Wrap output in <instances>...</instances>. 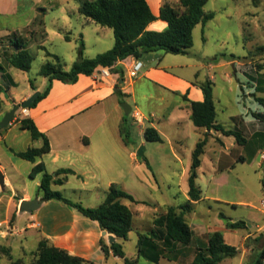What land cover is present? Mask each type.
Instances as JSON below:
<instances>
[{
	"label": "crops",
	"instance_id": "0c3cea01",
	"mask_svg": "<svg viewBox=\"0 0 264 264\" xmlns=\"http://www.w3.org/2000/svg\"><path fill=\"white\" fill-rule=\"evenodd\" d=\"M73 1L78 3V6H72L71 3ZM81 1L82 0H0V18L23 20V26H18L14 31L20 32V29H28L29 34L35 35L40 33L45 36L44 40L36 44L32 43L33 38L30 39L28 44H30L31 47L33 45L35 48H44L45 40L49 39V33H52L53 36L59 39L71 41V29H75L76 33L84 40L83 28L88 24L96 23L80 13ZM165 2L166 0H148L152 12L158 18L148 26L149 31L163 32L168 29V24L159 19L160 10ZM55 10H58L59 15L53 16L51 25L55 29L49 32V26L46 21L51 12H55ZM75 19L78 25L74 23ZM96 25L100 26L98 24ZM67 37L69 40H67ZM114 45L115 38L112 48ZM166 55L167 53L161 50L145 54L141 59L129 57L123 61H119L112 68H109V76L102 75L101 71L103 68H99L92 76L81 75L78 82L72 85L63 84L58 80L53 81L48 97L35 108H30L26 114L22 113L21 116V119L30 118L34 120L40 132L48 137L51 151L48 154L37 157L36 162L27 161L18 157V153L25 152L28 149L41 148L43 146V140H33L28 130L21 129L20 120L15 119L6 129L0 127V148H5L13 155V157L9 158L10 164L8 162L7 164L14 168L24 166V170L27 171L29 178H31L30 173L32 169L40 163H44L46 172L53 176L62 169L72 170L74 174L68 176V180L64 185L53 184L52 189L62 192L67 199L78 203L71 199V194H64L67 185H76V188L72 189L73 194L76 192L90 194L89 196L94 198L95 203H98L94 205L90 204L87 208L99 207L105 201L107 192L114 183L118 184L124 191L129 193L130 190H128V187L137 184V180L140 182L142 181L136 171L138 169L145 170V168L151 169L150 166L152 162V159L146 158V155H144L145 159L139 157L137 154L139 146L133 149L130 143L127 144L124 141V137L121 134V127L125 119L124 110L121 105L126 102H122L120 96L130 97L129 101H132L133 104L138 106L135 85L131 82L128 83L127 77L129 76L132 66L137 60H140L143 63V72L141 71V75L139 74L140 77L136 79L137 82L138 80L146 79L157 87L183 96L182 103H179L171 110H163L159 114V118H157L155 112H148L149 118L145 117V123L147 121L149 126L156 128L160 132L163 142L159 144L168 142L171 145L169 154L173 160L180 163L182 167L181 177H183V180L187 179L189 185L192 154L195 148L192 150L191 157L185 154L186 139L183 135V131L186 127H189V129H191L192 126L195 127L191 120L192 111L190 105L191 102H202L204 100V94L200 88L202 83L194 79L184 78L181 74L171 71V69L177 68L178 66L167 68L161 66ZM49 60L50 58H47L46 62ZM190 65L191 64H188L187 67H190ZM68 68L69 66L66 67V69ZM116 71L124 72L123 80ZM223 74L229 81H233L232 74L227 71H223ZM1 76L3 77V73H1ZM248 76L253 83L256 82L254 83L255 89L257 91L261 90L264 93V87L260 85L258 81L259 73L255 72L253 75L252 71V74ZM209 80L213 83L216 82L213 76H211ZM31 95L32 93L26 94L21 98L20 103L30 98ZM185 97H187L188 100ZM257 102H259L258 99ZM238 105L241 104L238 102ZM261 105L264 107V104ZM243 108L246 109L245 106ZM11 109V104L10 107H7L3 102L0 112V122L5 113ZM257 109L259 110L258 113L254 115V123H259V127L251 132L250 135L246 131V126L249 122L250 124L253 122L252 119H248L250 114L248 109L246 112L241 111L238 114H229V124L228 122L219 123L217 121L228 129H238L242 131L247 142L245 145H239L234 136H225L217 133L216 137L219 139L218 143L215 144L213 148H208L204 154L205 156L212 152V154H210L212 156V165L207 174L210 184H217L215 186L218 187V181L223 175L236 169L238 163H246L248 160H255L259 153L261 155L260 165H264V110L260 111V107ZM112 117L115 122V128L109 129L106 123ZM162 124L171 126L175 131L173 132L174 136L165 134L163 132L164 130L160 128ZM195 128L196 129L193 130L199 133V140L203 137V134L208 133L210 135V132L198 129L197 127ZM14 129H19L22 132L19 134L13 133ZM144 130L140 132L141 135H144ZM27 134H29V138H31L33 143L29 144L28 142L24 148L22 145L25 141H22V136ZM144 143V141L141 142V144ZM147 151L146 149L145 153H147ZM164 155L166 156L167 154ZM171 162L172 161H170V164ZM203 164L204 161L202 159V164L197 170L198 177ZM7 167L8 166L0 158V171L4 176L6 185L5 192L8 191L9 195L6 201V216L8 218H13L15 215L14 223L10 230H1L4 226L10 227L9 221L0 222V239L6 242L5 245H8L14 250L13 243L16 242L15 239L18 238L21 250L26 249L24 246L25 242H28V239L34 235L37 245L40 240L47 239L55 247L64 249L71 255L80 257L94 264H125L124 259L115 256L112 250H110L108 255L104 252L102 243L110 248V234L101 230L98 222L85 217L75 207L65 205L59 201H47L42 204L39 210L33 213L16 212V208L13 209V206H16L18 202L20 204L23 200L42 199L43 194L40 191V185L43 174H39L34 178L35 184L39 186V194L36 197L33 198L26 191H23L22 196H20L21 194L16 192L14 180L10 176ZM152 179L158 184L155 174H153ZM189 189L187 191V200L189 199ZM1 194L2 189L0 186V207L4 200ZM134 198L138 203H130L125 200L123 203L127 204L134 213V230L137 231L138 239L139 234L144 233L140 228H145L144 219L146 214L150 216L149 223H151V226L146 228L148 231L145 233H148L153 229L154 218L161 212L162 208L172 205L178 206L176 204H161L156 200H142L135 196ZM219 199L220 198L216 195L208 199L209 202L207 204L210 205L208 206L209 213L207 216L211 217L212 214H214L216 218L224 221L221 228L217 229L213 227L211 231L222 232L226 243L236 247V244H232L228 241L227 234L233 231L237 232V230L228 228V221L221 217V213L229 218L231 222L244 220H237L226 213V206L234 207L236 206L235 203H227ZM201 201L206 200L202 198V200L198 202H193L195 210ZM212 202L215 204L212 205ZM253 207H256V205L250 208ZM253 214L255 217L257 215L260 217L256 219L258 222H264V214L257 211H254ZM1 217L2 216H0V218ZM137 219H139L141 223L140 228L136 223ZM244 222L247 228L242 230H245L248 236H250V231L252 230L249 228L248 223L246 221ZM206 223L196 224L198 227L196 229L197 231L192 229V232L195 231L197 234L201 235L205 233V230H210L212 223ZM7 234L10 235V237H7ZM201 238L202 237H197L196 239L194 244L196 249L199 242H207ZM246 238L247 237L243 235L242 239L246 240ZM22 239H24V241ZM128 240L124 241L116 237V242L123 245L124 251L125 242ZM190 248H192V244L188 247L178 246V251H176L177 254L171 256V261L162 259L158 264H183V259L186 260V258H188L186 252L190 250ZM252 252V249L249 248L248 251L242 254L244 260L248 258L247 256H251L253 254ZM138 253L137 240V253L134 258L129 259L136 261L137 264H141L144 258H139ZM192 262L190 264H192ZM150 264L154 263L150 262Z\"/></svg>",
	"mask_w": 264,
	"mask_h": 264
},
{
	"label": "rangeland",
	"instance_id": "374dc122",
	"mask_svg": "<svg viewBox=\"0 0 264 264\" xmlns=\"http://www.w3.org/2000/svg\"><path fill=\"white\" fill-rule=\"evenodd\" d=\"M179 2L180 0H166L165 3L178 5ZM71 5L78 6V3L73 1ZM204 9L207 13L214 12L216 16L206 25L200 24L194 29V46L189 50V54H167L161 66L164 68L178 66L177 68L171 69V71L181 74L184 78L197 80L200 83L207 82L209 78L213 76L216 79L214 83V102L217 110V121L219 123L228 122L229 124V114H238L241 111L246 112L248 109V112H250L248 119H252L253 122L252 124L249 122L246 126V131L250 135L251 132L259 127V123H254V115L258 113L259 110L257 108L260 107V111L264 110V107L257 102V99L264 98V93L261 90L257 91L255 89L254 83L256 82L253 83L248 76L252 74V71L253 75L255 72L259 73V84L264 87V0H261L260 4L257 6L253 4L252 0H210ZM55 15H59L58 10L51 12L47 18L46 23L49 26V32L55 29L51 25L53 16ZM74 23L78 25L76 19ZM23 24V20L0 18V63L5 67V72L8 74V76L2 77L0 72V88L2 89L1 98L7 107H10V101L20 103L21 98L28 93H32L31 96L36 92L42 94L49 86H51V90L53 82L50 84L47 78L39 75L41 67L48 58L47 52L58 55L62 59L64 68L66 69V67L69 66L66 70H70L72 64L80 58L79 51L81 42L84 43L83 57L89 59L110 50L114 44L112 30L110 28H102L93 23L83 28L84 40L76 33L75 29H71V41L59 39L53 36L52 33H49V39L45 40L44 48H35L33 45L31 47L29 44V48L35 55V59L32 63L31 70L29 72H24L16 68H8L2 56L5 51L11 52L13 50L10 47L9 40L4 38V36L15 32L14 30H16L18 26H23ZM18 33L26 37L28 43L32 38V43L35 44L45 38V36L40 33L35 35L29 34L28 29H20ZM188 64H191L190 67H187ZM223 71H227L233 75L232 82L224 77ZM140 75L138 77H140ZM137 78L128 76L127 81L135 85L138 106L133 104L132 101H129L130 97L120 96V100L129 104L132 110L141 112L146 118H149L148 112H155L157 118H159V114L163 110H171L179 103L183 102L182 95L168 92L163 88L151 84V82L146 79H141L137 82ZM31 81L35 89L32 88ZM4 91L10 96L9 99H6ZM46 98L42 99L37 106ZM238 102L241 105H238ZM243 105L246 109L243 108ZM22 113L23 110H19L16 113L15 119L21 120ZM126 119L127 122L125 127L128 132L129 143L133 149L137 148V146H139V148L145 146L148 150L147 153H145L146 158L152 159L151 169L145 168V170L138 169L136 171L142 181L140 182L137 180V184L128 187V190L131 192L129 193L142 200H156L161 204H176L178 206L174 207L177 208V212H180L179 207L187 201L186 198L189 185L187 179L183 180V177H181L182 167L180 163L173 160L169 154L171 145L168 142L165 144L146 142L144 135H141L140 132L148 127L149 123L146 121L144 125H140L135 122L131 115ZM114 125L115 122L112 117L107 121L106 126L109 129H113V127L115 128ZM193 127L194 126H192L191 129L186 127L183 131V135L186 139L185 154L190 157L193 148L196 147L200 138L199 133L193 130L196 128ZM160 128L164 130L163 132L165 134L174 136L173 132L175 131L171 126L162 124ZM21 132L22 131L19 129L13 130V133L16 134ZM216 135L217 133L215 132H210V135L208 134L209 143L206 150L208 148H213L214 145L218 143L219 139ZM29 137V134L22 136V141H25L22 145L23 147L26 146L28 142L29 144L33 143ZM143 141L145 143L141 144ZM164 154L167 155L165 156ZM210 154H212V152H210ZM210 154L208 153L202 158L204 164L199 171V177L197 179V185L202 190L203 199L206 201H201L196 210L195 207H193V211L188 213L185 219L191 230H196L198 228L196 224L198 223H212L211 229L205 230V233L201 235L193 231L195 239H197V237H202V240L207 241V237L214 233L211 231L213 227L217 229L221 228L224 222L222 219L216 218L214 214H212L211 217L207 216L209 213L208 206L210 205L207 204L209 202L208 199L216 195L220 198L219 200L223 202L235 203L236 206L234 207L226 206V213L237 220L246 221L252 231H250V236L242 229L227 234L228 241L232 244H236L237 254L234 257H225L221 264H254L259 258L261 251L264 249V222H258L256 219L260 217L258 215L255 217L253 214L254 211L264 214V191L262 186L264 165H260L261 155L259 153L255 160H248L246 163H238L236 169L231 170L221 177L217 187L215 186L217 184H210L207 175L212 165V156ZM10 157H13V155L8 152V150L0 148V158L8 166L7 169L14 180L16 192L22 196L23 191H26L33 198L36 197L39 194V186L35 184L34 179L29 178L27 171L24 170V166L14 168L8 165L7 162L10 164ZM139 159L142 160L141 158ZM18 161L24 162L22 160ZM170 161H172L171 164ZM153 174H155L158 184L153 181ZM75 186L76 185L73 184L67 185L64 194H71V199L82 204L84 207L90 204H98L95 203L94 198L89 196L90 194L80 192L73 194L72 189L76 188ZM8 196V191L5 192L2 190L1 197L4 198V200L0 207V216H2L0 222L9 221L10 227L4 226L1 230L12 229L14 223L11 222L12 217L8 218L6 216V201ZM214 204L215 203L212 202V205ZM253 205H256V207L250 208ZM15 208L16 212H19V202L16 206H13V209ZM167 209L168 207L162 208L158 215L166 213ZM149 218L150 216L146 214L144 219L145 228H140L141 223L139 219H137V225H139L141 231L144 232H139L140 234H146L145 232L148 231L146 228L151 226ZM243 235L247 237L246 240L242 239ZM7 237H10V235L7 234ZM22 240L24 241V239ZM137 240V231L133 230L129 235V240L125 242V252L130 259L134 258L137 253ZM15 241L16 242L13 243L14 250H12L8 245H5L6 242L4 240L0 239V264H10V256L14 260L22 259L24 264H31L36 258L38 247L35 236L32 235L28 239V242H25L24 246L26 249L22 250L19 246L20 243L18 242V238H16ZM194 244L195 242L192 243V248L186 252L188 258H186V260L183 259V264H190L194 260L196 254V246L194 247ZM249 248L252 249L253 254L247 256L248 258L246 257L247 259L244 260L242 254L248 251ZM141 264H150V262L142 259Z\"/></svg>",
	"mask_w": 264,
	"mask_h": 264
},
{
	"label": "trees",
	"instance_id": "16d2710c",
	"mask_svg": "<svg viewBox=\"0 0 264 264\" xmlns=\"http://www.w3.org/2000/svg\"><path fill=\"white\" fill-rule=\"evenodd\" d=\"M210 0H180L178 5L165 3L161 10L159 19L168 24V29L163 32L149 31L148 26L158 18L152 12L148 0H82L80 13L86 18L94 21L102 27L113 30L115 45L107 52L98 54L96 57L84 58V43L81 42L79 51L80 58L72 65L70 70L64 69L62 59L50 52H47L50 60L40 69L39 75L47 78L52 84L58 80L64 83L75 84L81 75L92 76L99 68H112L119 61L129 57L141 59L145 54L157 51H164L167 54L187 55L194 46V29L202 24L206 25L212 21L216 14L205 12V6ZM254 5H259L261 0H252ZM9 40L11 52L5 51L3 57L8 68L29 72L35 55L29 48L27 39L17 31L4 37ZM67 40L69 38L67 37ZM5 67L0 63V72L8 76ZM124 79L123 71H116ZM32 88L35 89L31 81ZM50 87L42 93L33 103L31 108L47 97ZM200 88L204 94L202 102H191V120L195 127L206 132L220 133L225 136H234L239 145H245L247 140L242 131L228 129L217 122V111L214 102V83L208 80L202 83ZM0 88V112L3 100ZM187 99V97H185ZM188 100V99H187ZM258 101L264 104V99ZM127 119L121 127V134L124 141L129 144L128 132L125 127ZM20 127L28 130L33 140H43L41 148H31L17 156L31 162H36L37 157L48 154L51 151L48 137L40 132L34 120L23 118L20 120ZM144 139L149 143H162L163 138L160 132L148 126L144 130ZM208 133L198 141L192 154V167L189 178V199L177 208L169 206L167 212L158 215L154 220V227L146 234H140L138 239L139 258L158 264L162 259L172 260L171 256L177 254L178 246L188 247L196 242L193 232L188 225L185 216L193 211L194 203L202 200V190L197 185V170L202 164V157L208 146ZM145 159V156L143 157ZM43 174L40 191L42 200L59 201L65 205L77 208L85 217L99 223L101 230L115 235L118 239L128 240L130 233L134 230V213L123 201L138 203L133 195L124 191L118 184H112L107 192L105 201L97 208H87L80 203L67 199L62 192L52 189V185H64L68 176L74 174L70 169L59 170L55 176L46 172L44 163L37 164L31 171L30 177L36 178ZM62 176V177H60ZM264 191V178L262 179ZM221 217L228 221V228L232 230L246 229L244 221L231 222L224 214ZM15 215L11 222H14ZM106 255L110 250L115 256L124 259L125 264H137L130 260L124 251L123 245L119 242L111 244L110 248L102 243ZM237 248L226 243L222 232H214L207 237V242H199L195 258L192 264H221L225 257H234ZM35 260L31 264H94L80 257L71 255L68 251L57 248L47 239L38 243ZM10 264H24L22 259L14 260L10 256ZM254 264H264V249Z\"/></svg>",
	"mask_w": 264,
	"mask_h": 264
},
{
	"label": "water",
	"instance_id": "95a60500",
	"mask_svg": "<svg viewBox=\"0 0 264 264\" xmlns=\"http://www.w3.org/2000/svg\"><path fill=\"white\" fill-rule=\"evenodd\" d=\"M4 94L6 95V99L10 98V96L5 91ZM40 95H41L40 92H36L33 96L23 101L22 103H15L14 101H10V104L12 105V109L7 113H5L2 121L0 122V127L2 129H6L7 127H9L13 123L16 113L21 109L29 110ZM121 106L124 110L125 117L126 118L129 117L132 112V107L127 103H123ZM145 151H146L145 146L140 147L137 152L138 156L141 158L144 157ZM0 186L3 191L6 190L5 179L1 171H0ZM43 203L44 201L39 198L33 200H23L19 204V213H33L39 210ZM109 242L110 244L116 242V236L110 234Z\"/></svg>",
	"mask_w": 264,
	"mask_h": 264
},
{
	"label": "built area",
	"instance_id": "2783aa9c",
	"mask_svg": "<svg viewBox=\"0 0 264 264\" xmlns=\"http://www.w3.org/2000/svg\"><path fill=\"white\" fill-rule=\"evenodd\" d=\"M142 69H143V63L140 60H137L129 72V77L137 78L139 74L141 73ZM101 74L104 76H109L110 75L109 68H103L101 71ZM27 111L28 110H23V113L26 114ZM131 116L135 120L136 123L140 125H144L146 118L141 112L137 110H132Z\"/></svg>",
	"mask_w": 264,
	"mask_h": 264
}]
</instances>
